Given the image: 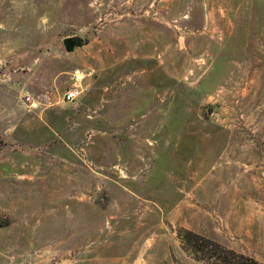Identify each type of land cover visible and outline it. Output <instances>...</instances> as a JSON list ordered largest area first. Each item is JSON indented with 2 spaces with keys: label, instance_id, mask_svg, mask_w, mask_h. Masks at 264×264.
Here are the masks:
<instances>
[{
  "label": "rangeland",
  "instance_id": "1",
  "mask_svg": "<svg viewBox=\"0 0 264 264\" xmlns=\"http://www.w3.org/2000/svg\"><path fill=\"white\" fill-rule=\"evenodd\" d=\"M227 251L264 264V0H0V264Z\"/></svg>",
  "mask_w": 264,
  "mask_h": 264
},
{
  "label": "built area",
  "instance_id": "2",
  "mask_svg": "<svg viewBox=\"0 0 264 264\" xmlns=\"http://www.w3.org/2000/svg\"><path fill=\"white\" fill-rule=\"evenodd\" d=\"M82 79H83V75L81 73H75L74 74L73 83L63 93V100L64 101L72 102L80 96V94L82 92V87H81ZM25 101L27 102L29 109H35L38 107L37 100L34 99L33 97L29 96V95H27L25 97Z\"/></svg>",
  "mask_w": 264,
  "mask_h": 264
},
{
  "label": "water",
  "instance_id": "3",
  "mask_svg": "<svg viewBox=\"0 0 264 264\" xmlns=\"http://www.w3.org/2000/svg\"><path fill=\"white\" fill-rule=\"evenodd\" d=\"M82 44V39L79 36H68L63 40V45L66 51H72L75 47Z\"/></svg>",
  "mask_w": 264,
  "mask_h": 264
},
{
  "label": "trees",
  "instance_id": "4",
  "mask_svg": "<svg viewBox=\"0 0 264 264\" xmlns=\"http://www.w3.org/2000/svg\"><path fill=\"white\" fill-rule=\"evenodd\" d=\"M188 234H192L190 231H187ZM229 254L233 256L234 259H237L234 264H259L256 260L246 257L242 254H236L232 251H227ZM224 259H228L227 257H223ZM229 262L231 261L230 259L228 260Z\"/></svg>",
  "mask_w": 264,
  "mask_h": 264
}]
</instances>
